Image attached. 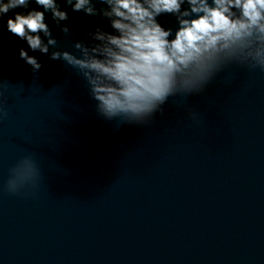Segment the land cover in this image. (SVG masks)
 Wrapping results in <instances>:
<instances>
[{
    "label": "clouds",
    "instance_id": "obj_1",
    "mask_svg": "<svg viewBox=\"0 0 264 264\" xmlns=\"http://www.w3.org/2000/svg\"><path fill=\"white\" fill-rule=\"evenodd\" d=\"M184 2L0 0V19L11 12L6 30L25 41L32 52L48 55L49 45L56 46L58 41L52 38L46 14L65 36L73 35L70 24L79 21V16H69V8L99 18L98 24H90L83 38L74 42V52L52 51L50 59L63 61L82 76L102 118L143 125L163 113L170 98L204 92L225 70V61H247L250 71L264 72V0H212L211 4L187 0L188 8L182 10ZM165 14L177 15L174 37L171 28L159 22ZM90 37L98 43L86 44ZM19 59L34 75L43 67L23 47ZM38 177L35 161L25 156L10 169L5 190L27 194L23 190L31 187L34 195Z\"/></svg>",
    "mask_w": 264,
    "mask_h": 264
}]
</instances>
